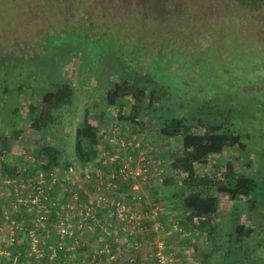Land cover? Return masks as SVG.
<instances>
[{"label": "trees", "instance_id": "obj_1", "mask_svg": "<svg viewBox=\"0 0 264 264\" xmlns=\"http://www.w3.org/2000/svg\"><path fill=\"white\" fill-rule=\"evenodd\" d=\"M170 3L168 0H0V74L5 76L10 72L8 65L22 63L20 65L24 66L38 53L65 48L63 42L57 44L58 40L65 41L77 32H80L83 40L70 47L80 50L91 61H100L98 55L102 53V60L109 53L101 52L94 56L93 48L101 50L100 48L109 46L117 51L129 49L140 69H151L149 66L160 58L164 73L168 76L174 73L179 75V88L183 92L178 102L168 101L172 96L170 86L159 87L154 82L151 83L152 90L148 92L143 83L139 86L120 77L121 82L113 84L114 87L108 90L107 103L120 102L122 106L131 104L130 115L121 118L131 122H138L142 118L143 122L152 125L157 134L154 139L156 146L162 142L176 143L167 150V169L171 171V175L168 174L163 182L170 187L172 193L181 197V206L178 208L183 214L180 219L177 218L178 223L192 232H205L206 241L214 244L215 251L206 253L203 264L210 256H215V259L218 256L214 261L217 264H264L255 255V250L261 245L258 234L264 230V0L231 2L241 12L245 11L253 16L254 20L248 16L247 21L253 37L236 39L235 36L216 33L225 30L222 25L215 26L212 31L209 29L211 32L205 31L200 25L202 28H197L195 32L192 31L193 22L189 20L187 26L192 33L187 32V35L196 34L185 36V42L178 47L170 32L174 18L187 12L184 8L187 0ZM192 14L194 9L188 8L185 16ZM198 36L201 37L197 38ZM205 42L211 46L207 61L213 64L217 61V67L209 66L200 57ZM180 59L187 63L188 68H184ZM25 71L20 70L19 74L23 75ZM202 74L204 78L196 80ZM145 75L142 79H146ZM112 80L109 82L113 83ZM194 86L197 87L195 95L192 92ZM187 91L193 93L191 99L183 96ZM72 98L73 85L64 81L56 89L44 93L40 106L33 107L35 116L31 127L40 131L57 123L59 118L55 112L70 105ZM187 107L191 110L183 112ZM119 111L121 112L120 109ZM87 113L78 124L75 134L74 156L82 165L91 164L98 157L103 137L98 125ZM21 133L20 129H16L13 138ZM3 141L7 143L8 137H4ZM231 150L243 152L247 156L252 152L257 153L261 159L260 173L239 174L231 158L223 162L214 157L225 156ZM37 154L38 159H42L38 168L52 172L55 168L64 166L57 147L42 145L37 149ZM237 159L236 157L235 160ZM68 165L69 162H66L67 167ZM201 165H206L211 170L201 174L198 168ZM6 167L9 173H15V167ZM109 175L110 173L103 176V180H107L102 193L108 206L116 210L117 215V201L127 203L129 199L136 198L129 192L133 180L131 177L126 180L118 177L114 179L117 186L110 187ZM175 176L181 179L178 184L177 181L175 183ZM216 191L236 198L238 194L242 195L237 199H245L247 208L242 209V212L250 222L238 219L224 233L223 239L219 234L221 223L218 221L223 213L218 209L219 198L214 193ZM112 200H115L113 205ZM48 201L50 209L43 210L42 213L47 218L44 220L49 223L50 217L54 218L52 212L58 211L57 216L62 218L64 210L56 205L55 198L50 196ZM106 211H109L106 207L100 209V212ZM110 215L111 211L107 212V217ZM36 223L37 221H29L27 227H36ZM144 224L142 219V226ZM38 230L44 229L38 227ZM44 231L52 232L48 227ZM57 233L61 234L52 232L50 235L56 234L59 237ZM75 235L78 233L72 232L69 236L71 242ZM29 241L22 242H25V246ZM16 243L17 246L20 244ZM192 244V247H197L199 243L192 241ZM81 246L85 244L81 242L76 247L78 249ZM64 250L62 248L60 253ZM70 251L72 250L67 253ZM65 259L61 254L51 260V263L61 264Z\"/></svg>", "mask_w": 264, "mask_h": 264}, {"label": "rangeland", "instance_id": "obj_2", "mask_svg": "<svg viewBox=\"0 0 264 264\" xmlns=\"http://www.w3.org/2000/svg\"><path fill=\"white\" fill-rule=\"evenodd\" d=\"M171 1L175 0H168L169 3ZM231 2L232 0H187L184 7L187 12L174 18L175 22L171 27L170 33L177 47L179 44L183 45L185 36L196 34L187 35V32H190L187 26L189 20L193 22L192 31L195 32L197 28H202L200 25L205 31H212L215 26L222 25L225 30L216 33L235 36L236 39L253 37L247 22L248 16L251 19L253 16L245 11L241 12ZM188 8L194 9V14L186 17ZM82 40L80 32L65 41L59 39L57 44L63 42L65 48L38 53L24 66L20 65L22 63L8 65L10 72L5 76L0 74V264H53L51 260L61 254L66 257L65 262L70 263L93 264L90 261L91 256L97 254V264H158L156 256L159 249L168 255L167 264H203L206 253L215 251L214 244L206 241L205 232H192L178 223L177 218L180 219L183 214L179 209L181 197L172 193L170 187L163 182L168 174L171 175V171L167 169V150L176 143L162 142L156 146L154 139L157 134L152 125L143 122L142 118H139L138 122L121 118L130 115L131 104L122 106L120 102L108 104L106 101L108 90L114 87L113 84L120 83L121 77L139 86L143 83L148 92L152 90L151 83L154 82L159 87L170 86L172 96L168 101L178 102L183 92L179 88V75L174 73L168 76L164 73L160 58L149 66L151 69L146 67L148 72L145 68L140 69L129 49L117 51L113 46L102 47L101 50L93 48L94 56L101 52L110 54H106L101 60V53L98 55L100 61H91L80 50L76 51V48L70 47L78 45ZM210 49L211 46L205 42L200 57L203 61L206 60L209 66L217 67V61L214 64L207 61ZM116 58H119L120 62ZM180 62L184 68H188L182 59ZM20 70L26 71L21 75ZM144 75L146 79H142ZM196 78L198 80L204 77L202 74ZM110 80L113 83H110ZM62 81L73 85L71 104L55 112L59 118L57 123H52L40 131L34 130L31 127L32 118L35 116L33 107H39L43 94L56 89ZM192 92L197 94V87L194 86ZM193 93L187 91L183 96L191 99ZM190 110L187 107L183 112ZM86 112L98 125L103 137L98 157L91 164L82 165L74 156L75 134ZM16 129H20L22 133L13 138ZM4 137H8L7 143L3 141ZM42 145L60 149V161L64 166L55 168L52 172L38 168L42 159H38L37 149ZM105 155L108 156L109 163H105ZM224 155L214 157L223 162L231 158L237 173H260L261 159L257 153L252 152L247 156L243 152L231 150ZM127 158L132 159L131 195L136 197L129 199L127 205L140 217V224L138 220L130 223L120 219L116 210L102 204L100 199L107 180H103V176L117 171L120 167L124 168ZM66 162H69L68 167ZM248 163L250 165H247ZM6 166L15 167V173H9ZM198 168L201 174L211 170L206 165ZM98 171L103 175L98 174ZM174 178L177 184L181 181L177 176ZM214 193L219 198L218 209L223 213L221 219H218L221 223L219 234L223 239L224 233L238 219L249 222L244 211L242 212V209L247 207L245 199L238 200L242 195L238 194L237 199L226 193ZM50 196L55 198L56 205L64 210V216L59 218L58 211L50 212L54 218L50 217L51 221L48 223L44 220L47 218L42 211L50 209ZM85 204L91 206L97 214H83ZM69 205L75 207L72 209ZM104 207L111 211L112 215L107 217L109 211L100 212ZM142 219L145 221L143 226ZM29 221H37L36 227L28 228ZM38 227L44 230L48 227V230L61 234L57 233L59 237H56V234L50 235L52 232L37 231ZM63 228H68V231L63 232ZM71 231L78 233L72 238V242L69 240ZM258 237L261 238V245L255 250V255L264 261V230ZM24 240L30 241L24 246ZM16 241L20 242L18 246ZM192 241L199 243L198 246L192 247ZM81 242L85 246L77 249ZM59 245H63V253H60L62 248ZM106 249H111L115 254L111 253L108 257V254L98 252ZM68 250L72 251L67 253ZM124 252L128 254L122 257ZM112 254L118 257L116 262L109 260ZM216 259L215 256H210L205 263L217 264L214 262Z\"/></svg>", "mask_w": 264, "mask_h": 264}, {"label": "built area", "instance_id": "obj_3", "mask_svg": "<svg viewBox=\"0 0 264 264\" xmlns=\"http://www.w3.org/2000/svg\"><path fill=\"white\" fill-rule=\"evenodd\" d=\"M108 152H110V151H108ZM106 156V155H105ZM107 157V159L105 160V163H109V158H108V156H106ZM116 158V156L115 157H112V160H114ZM131 162H132V159H126L125 160V163H124V165H125V167L124 168H122V167H120L117 171H115V172H113V173H111L110 175H109V177L111 178V179H108L109 181H108V186H110V187H116L117 186V183L115 182V180L114 179H117L118 177H120V178H123L124 180H126L127 178H129V177H131L132 176V167H131ZM101 174V176L103 175V173L101 172V171H98V174ZM135 173V172H134ZM140 173V172H139ZM138 173V174H139ZM136 174V173H135ZM137 175V174H136ZM100 199L103 201L102 202V204H104L105 206L106 205H108L107 204V199L105 198V195L102 193V196L100 197ZM114 201L115 200H112L111 201V205H113L114 204ZM87 204H89V203H87ZM87 204H85L86 205V207H85V209H83L82 211H83V214H85L86 216H88V215H90V216H94V214H97V211H94V209L91 207V206H87ZM116 204H117V206H118V211H117V216L120 218V219H122V220H125V221H127V222H130V223H132L133 221H135V220H138V224H140L141 223V221H139V219L138 218H140L139 216H136L132 211H131V209H129L128 208V205H127V203H124V202H121V201H117L116 202ZM69 207L70 208H74V207H71L70 205H69ZM99 213V212H98ZM62 231L63 232H67L68 231V228H63L62 229ZM72 232V231H71ZM59 247L60 248H64L63 247V245H59ZM98 252H101V253H103V254H108V257L110 256V254L111 253H114V251H112L111 249H106V250H99ZM115 254V253H114ZM114 254H112L111 255V258L109 259V260H112V262H116L117 260H118V257H115V255ZM156 258H157V262H158V264H167V260H168V255L165 253V251H163V250H161V249H159L158 250V252H157V256H156ZM99 258H98V256H97V254H94V255H92L91 256V259H90V261H91V263H93V264H97L98 262H97V260H98ZM61 264H80V263H77V262H63V263H61Z\"/></svg>", "mask_w": 264, "mask_h": 264}, {"label": "crops", "instance_id": "obj_4", "mask_svg": "<svg viewBox=\"0 0 264 264\" xmlns=\"http://www.w3.org/2000/svg\"><path fill=\"white\" fill-rule=\"evenodd\" d=\"M142 189H144V188H142ZM129 192H132V189L129 191ZM145 192V191H144ZM145 194V193H144ZM20 243V242H19ZM125 254H128L127 252H124L123 254H122V257H123V255H125Z\"/></svg>", "mask_w": 264, "mask_h": 264}]
</instances>
